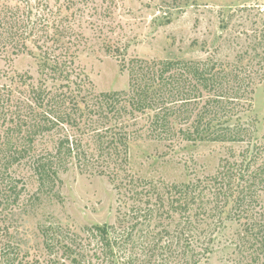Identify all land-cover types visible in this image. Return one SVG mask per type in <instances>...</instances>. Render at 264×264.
I'll return each instance as SVG.
<instances>
[{
  "label": "trees",
  "instance_id": "1",
  "mask_svg": "<svg viewBox=\"0 0 264 264\" xmlns=\"http://www.w3.org/2000/svg\"><path fill=\"white\" fill-rule=\"evenodd\" d=\"M118 1L101 0V10L110 15ZM85 10L95 12L96 0H0V54L32 56L39 74L0 70V264L40 262L25 217L43 200L61 201L60 174L70 169L106 178L114 221L84 236L39 226L42 264H206L232 221L240 238L228 239L264 264V143L250 114L264 79L263 40L231 61L215 53L127 59L122 42L104 40L128 86L95 92L75 64ZM203 142L224 148L212 173L179 184L141 168L179 154L186 167L191 146Z\"/></svg>",
  "mask_w": 264,
  "mask_h": 264
},
{
  "label": "rangeland",
  "instance_id": "2",
  "mask_svg": "<svg viewBox=\"0 0 264 264\" xmlns=\"http://www.w3.org/2000/svg\"><path fill=\"white\" fill-rule=\"evenodd\" d=\"M96 5L95 12L85 10L77 17L86 43L75 58V64L95 92L120 91L128 86V72L120 71L119 59L105 52L104 40L122 42L127 59L203 60L215 53L229 61L237 51H250L252 43H260V39L264 42V0H119L108 16L101 10V0H96ZM2 56L0 70L8 75L27 72L34 81L39 77L36 59L32 56L26 53ZM250 114L257 118L254 136L264 143V79L256 87ZM190 149L191 154L187 155H192V159L187 160L186 167L185 158L179 159L182 157L179 154L151 164L149 159L141 168L147 174L183 184L192 174L212 173L224 152L220 144L211 142L198 143ZM60 178L61 201L43 200L25 217L31 247L35 245L30 252L40 260L38 264L46 258L39 226L64 225L84 236L91 225L114 221L115 193L106 178L78 174L72 169L61 173ZM25 180L27 189L33 191L35 180ZM238 229V223H226L216 237L214 251L206 264H253L241 246L242 241L228 239L236 235L240 238Z\"/></svg>",
  "mask_w": 264,
  "mask_h": 264
}]
</instances>
